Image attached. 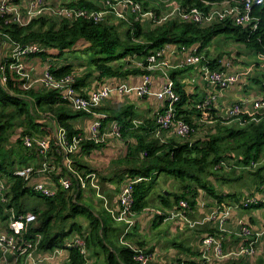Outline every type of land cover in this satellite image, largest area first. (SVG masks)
I'll return each mask as SVG.
<instances>
[{"label":"trees","instance_id":"obj_1","mask_svg":"<svg viewBox=\"0 0 264 264\" xmlns=\"http://www.w3.org/2000/svg\"><path fill=\"white\" fill-rule=\"evenodd\" d=\"M138 1L143 3L145 11L153 10L157 15H160L165 9L162 3H160L162 4L160 7L150 1ZM176 1L181 9L187 10L192 7L206 9L202 0ZM210 1L220 2L221 0ZM69 6L88 10L99 9L95 3L86 1L71 3ZM253 15L259 19L256 31H252L250 26L236 27L229 22L215 24L204 29L193 23H183L174 16L167 23L150 27L148 30H144L142 22H136L131 17L130 25L126 31H120V25L112 22L111 19L105 23L97 24L84 20H76L71 23L66 20L38 18L34 19L27 27L6 24L5 20L0 19V32L9 37L13 43L16 42L23 46L38 44L44 51L31 57H39L45 63L55 62L52 70L53 76L57 78L73 77L75 89L83 93L82 88L86 86L93 73H97V78L100 80L104 77L146 74L140 69L123 71L120 65L126 58L133 55L146 57L151 51L161 49L168 44L186 48L197 46L199 53L202 54L216 37L223 35L243 44L253 52L264 54V3L254 6ZM2 38L6 39L4 36L0 37V39ZM73 52L92 56L91 68L93 71L91 73L77 77L74 64L57 63L65 54ZM216 60L209 61V66L213 69L216 67ZM11 64L9 58L1 59L0 57V74L4 67L7 82L6 87L0 83V173L8 174L12 182L9 192L10 204L5 207L0 203V216L4 217V221L10 218L7 209H13L16 216L26 213L28 209L25 196L38 195L28 188L24 179L15 178L12 175L17 167L27 165L31 161L29 154L32 152L23 146L20 136L24 133L47 136L52 140L51 146L55 147L57 126L64 128L67 135L73 137L75 134L82 133L74 127L73 121L87 115L82 112H73L56 90H25L24 82L10 68ZM117 66L120 67L117 68ZM178 94L181 97L178 104V115L184 116L183 107L186 106L188 98L181 90L178 91ZM96 111H102V108H98ZM39 112L49 114L51 120L45 121ZM105 113L107 118L103 120L104 125L113 120L118 121L121 125L122 137L129 143L127 158L121 162L131 166V169L125 174L128 175L127 177L138 176L146 179V181L138 183L134 189V212L136 213L148 207V199L158 174L175 177L182 183V189L185 190L184 194L176 195L172 203L171 194L169 196H166L165 193L161 194L160 198L165 208H172L182 199L187 200L192 208L197 202L198 190L207 192L221 204L225 202L224 197L208 186L204 175L214 174L212 172L214 165L229 157L236 158L245 164L251 161L259 162L264 157V116H258L256 120H252L248 116L243 117L242 120L246 122L244 125L237 122L225 127L220 122L215 127V131L203 140L184 143L172 142L167 145L160 144L155 139L148 140L150 137L143 134L144 130L140 127L136 129L131 121L133 113L130 108L113 110L108 113L106 110ZM184 117L187 119L186 116ZM187 121L189 120L187 119ZM54 125L57 126L54 127ZM16 137V145H12L11 141ZM133 138H136L137 144L131 146ZM82 147L80 153L74 158V167L79 172H94L89 169L80 156L81 154L89 155L100 147V144L88 141ZM141 155H144L143 159H141ZM61 173H66V170L63 169ZM230 180L227 179L228 182ZM78 188L70 192L59 190L55 198L40 195L44 198L46 207H37L32 210L37 216V222L31 226L25 236V239L32 241L33 244L38 242L36 254H49L61 248L65 249L68 254L67 264H90L91 259L100 257L103 258L104 264H138L134 260V252L120 242L122 236H125L126 241L129 240L130 230L135 225L129 230L125 224L118 227L116 224L118 222L113 220L112 215L103 206L94 207L85 202L83 190ZM80 217L88 222L87 232H84L83 225L77 222ZM60 220L67 222L73 220L74 222L66 227L67 224L65 225L63 222L59 224ZM213 232L212 230L210 233ZM75 234L85 238L89 253L87 258L76 249L65 248L66 243ZM40 235L42 238L38 241ZM137 245L143 247L142 242H138ZM7 259L12 261L13 257L7 256ZM252 261L251 264H264V255ZM249 263L237 260L232 261L231 264Z\"/></svg>","mask_w":264,"mask_h":264},{"label":"built area","instance_id":"obj_2","mask_svg":"<svg viewBox=\"0 0 264 264\" xmlns=\"http://www.w3.org/2000/svg\"><path fill=\"white\" fill-rule=\"evenodd\" d=\"M159 3H166L163 0H157ZM204 8L192 7L190 9H181L176 7L174 10L167 12L164 15H157L153 10L145 11L143 3L138 0H106L103 7L99 9H85L77 6H69L64 4L50 5L48 0H0V19L5 20L6 24L18 25L20 27H27L31 25L34 19L51 18L56 20H66L73 22L76 20H84L93 23H105L108 20V15L112 16L122 22L129 23L133 18L136 22H143V19L151 21L150 27L167 23L169 19L176 16L183 23H193L200 28L213 26L215 24H224L225 22L232 23L236 27H251L252 31L258 29L259 19L253 15L254 6L263 5L264 0H221L220 2H213L210 0H202ZM149 27V28H150ZM6 37L10 46V55L7 57L11 60L10 68L16 72L20 80L24 82L23 88L25 90H32L37 82L41 83L47 91H58L61 94L62 100H65L73 112H82L87 115H95V121L89 128L88 133L75 134L69 137L67 132L62 127H57L55 130V138L57 139L56 149L51 146V139L47 136L37 134L36 136L30 134H22L20 139L23 146L30 150L35 155V162H31L19 169H15L12 175L15 178H22L27 182L28 188L35 194L45 196L47 198H55L59 190L67 192L79 190L92 191V193L103 200L104 205L108 203L104 190L101 186L99 176L96 172L83 173L79 172L74 167V155L82 147L85 142H93L103 145L110 139L123 140L121 125L118 121H114L106 128L103 120L105 115H98L96 109L101 108L102 104L106 102L114 93L123 95L134 92L139 98H145L155 95L163 103V109L155 115V132L154 136L158 139L162 138L165 132H173L178 137L185 139L195 131L192 122L178 115V104L181 97L176 91L174 83L170 81L164 88L158 92H152V78L150 74L154 71L168 70V69H182L190 65H200L204 60L199 53L198 47H181L183 53H187V59L182 62L171 63L168 62L165 56L171 52L174 45L168 44L165 47L153 50L146 56L145 61L141 63L142 71L146 72L142 76L143 82L139 86L129 87L128 85L103 86L91 94L86 95L78 92L74 86V78L65 76L57 78L53 76L52 70L54 62L47 63L44 72L41 76H34V71L28 68L23 60L27 57L35 56V54L44 51L38 44L21 45L13 43L10 38ZM0 53L3 49V44L0 39ZM1 55V54H0ZM137 56L133 55L132 57ZM256 60L251 62L244 72H228L229 64L226 63L223 69L211 68L209 63L202 65L201 77L205 85L215 88L219 92L227 91L232 86L240 83L248 75L249 70L260 69L264 71V54L254 51ZM220 64V63H219ZM220 67V66H219ZM2 74H0V83L6 87L5 68L2 67ZM264 86V81L262 83ZM219 97L217 94H208L203 99L194 102L191 108L197 111L205 122L209 123L212 117L211 111L218 103ZM230 118L237 119L240 125H244L243 117H250L256 120L258 116H264V99L255 101L252 105L246 103H235L230 109ZM109 124V123H108ZM135 126H140L141 123L134 121ZM29 154V156L31 155ZM38 163V164H37ZM258 166V162L251 161L245 164L238 161L236 158H227L219 161L214 165V170L226 173H241L244 171L254 170ZM66 173H61L62 170ZM50 177L51 182L38 181L32 183L38 176ZM146 181L142 177H127L122 183L119 190L118 209L114 212L105 208L112 215L115 222L127 225V229H131L135 225L137 213L134 212L135 207V186ZM32 183V184H31ZM31 184V185H30ZM12 187L11 179L8 174L0 173V203L8 207L11 201L9 192ZM103 190V191H102ZM264 204V196L256 198L249 196L241 201L230 204L223 208H219L212 213V215L203 220L189 219L192 213L191 207L187 200H180L171 214L164 217V221H173L174 219H183L189 228L193 229L197 226L216 220L220 232H226L225 223L230 219L231 214L239 210H248L253 206ZM11 218L12 224L19 229L11 232L9 230H2L0 232V254L2 255L1 264H19L22 259H25L33 264H39L36 259V251L38 242L33 244L32 241L25 239L26 234L33 224L37 222V216L33 212L21 213L16 216L13 209H7ZM234 235L239 238L241 244L238 249L227 251L224 247V241L221 236L217 234L208 235L202 241L203 262L215 257L218 260L235 259L251 261L252 258L257 257L260 253L258 250V242L264 236L263 230L255 231L251 227L242 226ZM122 236L120 242L131 251L134 252V260L138 264H153L155 255L139 246H133L126 241ZM42 235L38 236V241ZM67 249H76L84 257H88L89 253L86 248L85 238L81 235L75 234L65 245ZM65 249H57L54 255L48 256L46 259H53L56 255L61 254ZM7 256L13 257L12 261L7 259ZM168 264H184L180 261L171 262Z\"/></svg>","mask_w":264,"mask_h":264},{"label":"crops","instance_id":"obj_3","mask_svg":"<svg viewBox=\"0 0 264 264\" xmlns=\"http://www.w3.org/2000/svg\"><path fill=\"white\" fill-rule=\"evenodd\" d=\"M80 1H86L88 3L93 2L98 8H101L103 7V5H105L106 0H48L50 5H71V3H78ZM149 1L155 5L154 0ZM166 1L169 2V0ZM156 5H158V2ZM111 16L112 14L108 15V18H110ZM50 19L56 20L54 17H51ZM142 21L144 22V30H148L151 25V21L148 19H143ZM1 43L3 44L1 54H5V56L8 57L10 55L11 45L4 38L1 39ZM211 46L212 44L207 48L205 53L201 54L204 60L200 65H190L182 69L159 70L154 71L150 74V77L152 78L153 93L160 92L165 85L172 81L174 83L176 91L178 87V91L181 90L188 98L186 106L183 107V109L185 110L184 116L187 117L189 122H192L196 131L192 134L194 136L191 137L188 142H196L205 139L209 134L215 131V127L220 122L225 127L236 124L238 120L230 118V115H228L229 109L233 104L246 103V105H252L255 101L264 99V87L262 86V81L264 79V71L258 68L249 70L246 78H244L240 83L230 87L229 89H227V91L224 92H219L215 88L205 85V83L203 82V78L201 77L202 65H207L211 60L215 61L216 59H219L218 61L216 60L217 64L215 68L218 67L220 69H223L224 65L228 63L229 67H226L227 69H229L228 72H244L248 68L250 63L256 60L254 52L249 50L247 47L246 48L248 49V53L244 57L241 53L244 50L243 48H241L239 52H236V55L238 56L226 55L223 57L222 54L216 55L212 53L210 49ZM180 48L181 47L173 46L171 52H169L164 59L171 63H177L186 60L187 53H183ZM71 54L72 53H68L67 55ZM144 58L145 57L143 56H134L128 59L126 58L120 66L123 68V71H131V69L142 70L140 66L141 63L145 61ZM74 59L79 60L81 62H74L69 59L67 60V58V61H63L61 58L57 61V63H70V65L74 64V67L76 69L75 74L77 77H81L93 71V68H91L92 56L78 53V55H75ZM23 63H25L28 68L33 69L34 76L36 77H39L43 74L44 69L47 65V63H45L44 60L40 59L39 57H27L23 60ZM120 66H117V68H119ZM97 75V73H93L91 79H88L89 81L87 82L86 86L82 88V92L84 94L89 95L93 91L98 90L100 87L103 86H112L113 84H124L128 85L129 87H135L141 85L143 82V75L141 73L131 74L128 76L104 77L101 80L97 78ZM33 89L42 91L46 90L43 85L39 82L35 84ZM211 93L217 94L220 97L218 103L214 106L213 110L211 111L210 115H212V117L210 119V122L207 123L205 122V120L202 119L201 115L197 111L191 108V105ZM101 108L102 111H99L98 115L105 116L106 110L108 113L109 111L113 110L130 108L131 112L133 113L131 119L132 124L136 129L140 127L142 130H144L143 134H145V136L147 135L148 137H150L148 138V140L155 139L159 141L160 144L167 145H170L172 142H187L184 139L175 135L173 132L163 133L161 135V139H158L154 136L156 127L155 115L163 109V103L154 94L145 98H139L134 92H131V94L123 95L114 93L106 102H104V104H102ZM39 113L42 115L45 121L51 120V116L49 114H45L42 112ZM95 119V115H85L80 118H76L72 124L74 125V127L79 129L80 132L87 134L89 128L92 126ZM114 121L115 120L108 122L109 124L106 123V128H108L109 125ZM134 121L140 122L141 125L135 126ZM56 126L57 125H54V127ZM16 139L17 137L13 138L11 144L16 143ZM131 140V146L137 144L136 138H133ZM82 148L83 147H81L76 152V154L73 156L74 158L80 153ZM128 148L129 143L124 141V137L123 140L112 138L105 144L100 145V147L95 149V151H93L89 155L81 154L80 157L82 158V161L83 159L86 162H88L89 160V165L86 164L88 165L89 169L93 170L94 172H97L101 186L104 190V194L106 195L108 201V203L104 205V202L95 197L92 192L83 191L84 199H89V201H93L94 207L101 205L107 211V209L105 208L106 206L108 209L114 212L118 209L119 190L122 183L126 180L128 176L125 174L126 171L131 169V166L129 164L121 163L124 159L127 158ZM141 156V159H143L144 155ZM88 157H90V159ZM99 159H103L108 162V170L104 169L103 171L101 170V168L97 167L99 165V163H97L100 161ZM31 162H35V160ZM16 169H19V167H17ZM212 172L214 174L210 176H207L206 174L204 175V177L208 183V186L214 189L215 192H217L219 195L224 197L225 202L219 204L217 200L213 198V196H210L207 192L206 194L203 190H198L199 196L197 198V202L192 206V213L189 215V219L191 221L206 219L210 217L212 213L217 209L230 206V204L241 201L246 197L254 196L260 199L264 196V157L262 158V160L259 161V166L256 172L254 170H249L237 174H229L226 172L214 170V168L212 169ZM156 178L157 180L155 182L153 190L151 191V196L148 199L149 205L147 208L137 213L135 219V227L131 229V236L129 240H127L133 246H139L137 245L138 242H142V248L152 252L155 255V260L153 264H168L171 262H175V260H178L184 264H231L232 261L237 260L233 258L218 260L213 257L210 258V260L203 262V239L208 235L217 234L223 239L225 249L227 251H232L238 249V246L241 244L239 238L234 235V232L238 231L240 227L248 226L254 229L255 231L263 230V209L257 210L255 212H249L251 208H258L256 206L251 207L248 210H239L233 212L231 214L230 219L225 223V230H227L226 232H220L218 222L216 220H212L211 222H205V224L197 226L193 229L189 228L186 222L180 218L174 219L173 221L165 222L164 217L168 214H171L177 204L173 205L172 208H165L162 205V199L160 198L161 193H165L166 196L170 195V193H168L166 189L162 190V181H166L167 186H169L172 184V182L178 183L179 180H177L173 176L171 177L166 174H158ZM227 179L232 180L228 182ZM38 181L50 183L51 179L50 177L41 175L35 178L32 183H38ZM159 188H161L162 191L159 195L157 193L158 197L156 195V197L154 198V207H151V199L154 194H156L155 192H160L158 191ZM178 188L180 189V186ZM176 195L179 194H172V197L170 199L171 203L173 202V200H175ZM258 206L262 207L264 206V204ZM3 218L4 217L0 216V232L6 229L11 232L19 229V227H15L14 224H12L11 218L5 221L3 220ZM78 221L83 225L84 232H87V220L85 219L83 221H80L78 219ZM116 224L118 225V227L122 226L121 223ZM161 224L170 225L167 230V236L170 238L185 235L188 238L187 248L180 249L175 246V243L173 245H167L165 240L154 239L153 231ZM149 228H151V230L153 231L149 230ZM212 230L214 232L211 234L210 232ZM257 248L258 250H260V253L257 257L252 258L251 261L258 258L259 256L264 255V236H262L259 240ZM183 251H186L187 253H184ZM51 255H54V251L49 254H36V259L39 261V264H67L68 254L65 251H63L59 255H56V257L51 260L46 259L48 256ZM1 260L2 255L0 254V264ZM24 261L25 260L22 259L20 263L33 264L27 260V263H24ZM251 261H249V264H251ZM90 262H92V260H90ZM102 264H104V261Z\"/></svg>","mask_w":264,"mask_h":264},{"label":"rangeland","instance_id":"obj_4","mask_svg":"<svg viewBox=\"0 0 264 264\" xmlns=\"http://www.w3.org/2000/svg\"><path fill=\"white\" fill-rule=\"evenodd\" d=\"M143 2L146 1V0H142ZM149 1V0H148ZM163 1H166V0H163ZM167 2V1H166ZM157 4V2H155V5ZM164 5V10L162 11L161 15H164V14H167V12H170L172 10H174L176 7H179L178 6V1L176 0H169V2L167 3H162ZM159 2H158V5L157 6H160L161 5ZM109 20L111 19L112 22L120 25V31H126L128 29V26L130 25V22L129 23H125V22H122V21H119L115 18H113L112 16L110 18H108ZM130 19V18H129ZM144 22H142L143 24ZM123 24V25H121ZM126 24V25H125ZM243 48L244 50L241 52L243 57L248 53V49L246 48V46H244L243 44H240V43H237L235 42L234 40L230 39V38H227V36H218L216 37V39L214 40V42L212 43V46L210 47L211 49V52L218 55V54H222V56H226V55H236V52H239L240 49ZM1 54V53H0ZM78 55V52H73L71 55H67L65 54L62 58L63 61H67L68 59L71 60V61H74V62H81L79 60H75L74 57L75 55ZM80 54V53H79ZM83 54V53H82ZM84 55V54H83ZM238 56V55H236ZM1 59L2 58H5L7 56H5V54H1L0 55ZM232 57V56H230ZM67 58V60H66ZM70 64V63H69ZM223 120V119H222ZM226 121V120H225ZM227 122V121H226ZM234 124V123H233ZM196 131H194L193 133H195ZM192 133V134H193ZM194 135H190L189 138H186L184 139L185 141H188L191 137H193ZM12 145H16V143H13ZM90 159V157H88ZM31 159V161L35 160V155L34 156H29V160ZM100 161L97 162L99 163V165L97 166L98 168H101V170L104 171V169H107L108 167V162L103 160V159H99ZM83 162L85 164H88L89 165V160L88 162H86L84 159H83ZM113 165V164H112ZM111 165V166H112ZM258 166H259V162H258ZM258 166L256 167V169H254V171L256 172L257 171V168ZM19 167H23V166H19ZM96 168V167H95ZM108 170V169H107ZM233 174H237V173H233ZM177 181V180H176ZM178 182V181H177ZM189 184V183H187ZM162 190L163 189H166V191L168 193H170L171 195L173 193H178L179 195H182L185 193V190L181 189V183L180 181L178 183H175V182H172L171 185L167 186V182L166 181H162ZM180 186V189L178 188ZM161 188L158 189V191L160 192H155L156 194H154V196L152 197L151 199V207L153 206L154 207V198L156 197L157 193L158 195L161 193ZM103 191V190H102ZM104 192V191H103ZM206 193V192H205ZM162 194V193H161ZM207 194V193H206ZM157 195V197H158ZM25 203H26V208L28 209L27 212H32L33 209L37 208V207H40V208H45V200L44 198H42L40 195H36V196H29V195H26L25 196ZM85 202H87L89 205H94L93 201H89V199H85L84 200ZM260 209H263V213H264V206L262 207H258V208H251L249 212H255L257 210H260ZM80 221H83L85 220L84 218H78ZM63 222V224L65 223L66 227H68L69 225H71L74 221L73 220H70V221H62L60 220L59 221V224H61ZM79 222V221H77ZM170 225H159L156 229L151 230V228H149V230L153 231L154 232V239H157V240H165L166 244L167 245H173L175 243V246H177L178 248L182 249V248H187V243H188V238L185 236V235H181V236H177V237H174V238H170L167 236V233H168V228H169ZM131 231V230H130ZM143 231H147V230H143ZM133 232V231H132ZM164 235V236H162ZM184 253H187L186 251H183ZM25 260V259H23ZM92 262H90V264H95V263H99V264H102L103 261H102V258H98V259H91ZM24 263H27L26 260L24 261ZM21 264V263H20Z\"/></svg>","mask_w":264,"mask_h":264}]
</instances>
